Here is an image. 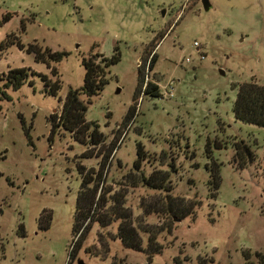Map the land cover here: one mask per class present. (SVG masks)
Segmentation results:
<instances>
[{"label": "rangeland", "instance_id": "rangeland-1", "mask_svg": "<svg viewBox=\"0 0 264 264\" xmlns=\"http://www.w3.org/2000/svg\"><path fill=\"white\" fill-rule=\"evenodd\" d=\"M208 2L205 10L203 0H0V75L29 70L21 88L0 99V264H246L247 253L253 262L264 253V127L233 112L241 85L264 86V0ZM30 46L63 56L42 62ZM115 54L85 113L87 136L101 133V148L63 128L52 134L50 117L84 84V61ZM139 66L143 88L153 83L160 96L134 100ZM43 76L59 81L56 95ZM169 81L173 97L164 89ZM239 142L254 157L244 166L235 156ZM139 145L141 171L134 169ZM100 152L105 181L124 186L135 217L142 201L164 196L134 185L140 172L170 171L173 195L200 201L195 216L160 233V253L149 258L116 239L103 254L98 233L116 234L117 225L96 224L84 248L99 253L83 248L70 258L81 168L98 170ZM145 221L166 225L157 214Z\"/></svg>", "mask_w": 264, "mask_h": 264}, {"label": "trees", "instance_id": "trees-1", "mask_svg": "<svg viewBox=\"0 0 264 264\" xmlns=\"http://www.w3.org/2000/svg\"><path fill=\"white\" fill-rule=\"evenodd\" d=\"M29 52L35 54L37 60L48 62L49 59L60 60L63 54L52 53L49 48L44 50L37 49L33 46L29 47ZM97 58H101L97 62ZM119 57L115 54L111 59H107L102 55H92L88 60L84 61L85 77L84 84L79 89H70L66 95L60 114H53L50 117L52 125V134L56 128H63L70 131L79 140L92 143L98 150L101 148V133L94 131L92 135H88L89 122L86 121L85 113L90 103L91 96L102 91L106 79V69L109 64L116 63ZM156 60V56L151 62ZM153 66V63H151ZM34 74V71H30ZM29 70L27 68H16L10 70L7 74L0 75V99L8 98L6 90L11 88L17 90L28 80ZM45 85L49 94L56 95L60 90L59 81L52 82L46 76H43ZM144 73L143 69L138 67V85L135 91L134 100L139 99L141 94L151 97L160 96L159 88L153 83L143 89ZM84 97V98H83ZM86 98V99H85ZM135 107H131L127 118L131 117ZM233 112L235 117L244 123L264 127V86L252 81L240 86L237 99L235 101ZM90 137V140L86 138ZM102 160L99 169L81 168L83 181L78 193L76 212L74 218L73 236L77 239L72 244L70 258L73 259L83 248L88 238L89 232L94 225H98L100 229L110 228L117 225L116 234L105 235L98 233L97 244L101 253L106 254L109 251L108 240L119 239L122 245L130 250L145 251L149 258L160 253L163 245L158 242L160 233L166 231L171 234L176 223L183 221L188 216H195L200 201L185 198L184 196H174L171 187V172L154 170L149 175L140 172L135 184H140L146 188L164 192V196L158 200L146 203L142 201L139 205L142 209V216L135 217L131 208L125 206L127 190L122 184H109L105 181V164L106 157L103 152L99 154ZM235 156L241 162V166L246 165L254 160L253 154L249 146L244 142L235 145ZM146 157L143 147L139 145L138 158L134 162V169L141 171V161ZM128 178V177H126ZM220 176L218 171L212 172L210 184L216 192L219 186ZM215 192L213 195H215ZM101 194V195H100ZM152 214H157L166 225L152 228L146 223V218ZM142 234L147 235L146 248L143 247ZM86 252H93L90 248H84ZM250 254L246 255V264H264V253H256V261L250 259Z\"/></svg>", "mask_w": 264, "mask_h": 264}, {"label": "built area", "instance_id": "built-area-1", "mask_svg": "<svg viewBox=\"0 0 264 264\" xmlns=\"http://www.w3.org/2000/svg\"><path fill=\"white\" fill-rule=\"evenodd\" d=\"M187 61H188V59H187ZM143 89H145V87ZM164 89H166L167 95L169 97H173L174 96L175 87H174V83L172 81L167 82L165 84V86H164Z\"/></svg>", "mask_w": 264, "mask_h": 264}, {"label": "water", "instance_id": "water-1", "mask_svg": "<svg viewBox=\"0 0 264 264\" xmlns=\"http://www.w3.org/2000/svg\"><path fill=\"white\" fill-rule=\"evenodd\" d=\"M203 6H204L205 10H208L209 9L210 5H209L208 0H203ZM79 264H83V262L80 261Z\"/></svg>", "mask_w": 264, "mask_h": 264}]
</instances>
